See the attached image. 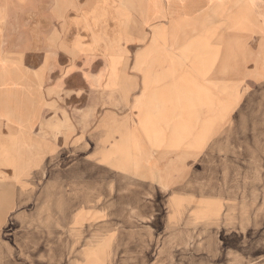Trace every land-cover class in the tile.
I'll list each match as a JSON object with an SVG mask.
<instances>
[{"label": "crops", "instance_id": "0c3cea01", "mask_svg": "<svg viewBox=\"0 0 264 264\" xmlns=\"http://www.w3.org/2000/svg\"><path fill=\"white\" fill-rule=\"evenodd\" d=\"M174 2L184 11L174 8L168 14H158L157 18L171 17L170 24H156L149 43L135 57L134 69L141 78L128 80L116 70L120 44L144 40L128 34L120 23L124 17L117 14L118 31L104 46L108 81L82 76L73 84L66 77L70 74L66 68L73 64L72 53L58 51L57 44L50 43L47 48L48 44L37 42L36 49L29 50L37 53L36 64L27 66L25 31L19 26L25 17L18 15L15 20L11 16L12 7H24L25 0H0L3 213L27 203L34 187L42 184L33 194L39 199L36 209H43L53 220L58 217L59 199L66 205L60 210L71 208L65 212L71 224V244L82 248L79 255L72 256V263L107 264L118 261L119 256L141 262L151 255L154 231L171 224L170 220L164 222V207L154 203L155 179L149 173L155 164L154 154L161 153L157 163L161 164L169 155L162 150L194 134L203 115L211 118L218 105L225 108L218 112L219 117L229 109L220 98L224 90L219 89L215 97L214 86L204 82L214 75L219 46L225 47V55L216 75L226 77L234 71L228 64L235 61L231 52L239 42L219 40L218 48L212 47L217 28L204 21L222 19L227 31L243 35L258 27L247 13L253 3L204 0L209 6L207 13L187 15L185 8L201 7L204 2ZM101 16L92 19L94 24ZM14 22L16 29L10 25ZM73 24L69 26L73 28ZM260 30L264 32V27ZM92 37L95 45L101 41L96 34ZM59 71L65 72L62 78L56 77ZM98 86L103 90L94 89ZM107 97L119 106L105 107ZM123 107L127 109L121 110Z\"/></svg>", "mask_w": 264, "mask_h": 264}, {"label": "rangeland", "instance_id": "374dc122", "mask_svg": "<svg viewBox=\"0 0 264 264\" xmlns=\"http://www.w3.org/2000/svg\"><path fill=\"white\" fill-rule=\"evenodd\" d=\"M174 3V0H25L24 7H12L11 16L15 20L25 17L19 26L20 31H25L27 66L36 64L37 53L29 50H35L37 42L48 44L43 43L47 48L50 43L57 44L58 51L72 53L73 64L66 68L70 71L66 77L73 84L82 76L91 81H108L104 46L118 31L117 14L123 16L120 23L128 34L144 40L120 44L121 57L116 70L128 80H137L141 76L134 69L135 57L149 43L156 24H170L168 15L157 16L174 8L182 9ZM251 3L247 13L258 27L243 35L227 31L222 19L210 17L204 21L207 26L217 28L212 47L218 48L219 40L239 42L231 52L232 57L236 55L235 61L228 64L235 72L226 77L216 75L225 55V47L219 46L214 75L204 82L214 86L215 97L219 89L224 90L220 98L229 104L228 111L219 117L218 112L225 108L218 105L211 118L203 115L194 134L163 149L162 153L169 155L159 165L161 153H155V164L149 167L155 179L154 203L164 207L163 219L170 220V226L154 231L152 254L144 261H126L119 256L118 261L107 264H264V32L260 30L264 27V1L251 0ZM208 10L204 2L201 7L185 8V13L205 14ZM99 13L102 16L94 24L92 19ZM70 22H74L73 28ZM10 25L17 28L16 22ZM92 34L100 36L97 45ZM58 62H62L60 56ZM64 73L59 71L56 77L62 78ZM108 89L112 87H105ZM106 100L105 107L119 106L109 97ZM124 109L127 107L121 110ZM194 138L200 140L196 142ZM41 185L34 187L27 203L12 213H8V208L3 213L5 200L1 198L0 177V264H77L71 258L79 255L82 248L71 244V224L65 214L71 208L60 210L62 204L66 205L60 204L59 199L58 217L49 219L43 209H36L39 199L33 198ZM159 193L166 195L157 199Z\"/></svg>", "mask_w": 264, "mask_h": 264}]
</instances>
